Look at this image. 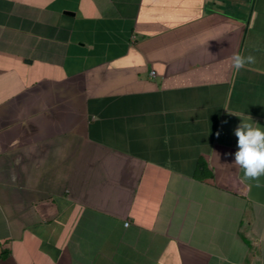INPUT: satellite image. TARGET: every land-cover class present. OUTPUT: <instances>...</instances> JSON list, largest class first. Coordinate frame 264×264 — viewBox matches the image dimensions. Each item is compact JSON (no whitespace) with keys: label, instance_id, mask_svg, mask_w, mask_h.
I'll return each instance as SVG.
<instances>
[{"label":"crops","instance_id":"0c3cea01","mask_svg":"<svg viewBox=\"0 0 264 264\" xmlns=\"http://www.w3.org/2000/svg\"><path fill=\"white\" fill-rule=\"evenodd\" d=\"M240 116L264 0H0V264H264Z\"/></svg>","mask_w":264,"mask_h":264},{"label":"clouds","instance_id":"9594fccd","mask_svg":"<svg viewBox=\"0 0 264 264\" xmlns=\"http://www.w3.org/2000/svg\"><path fill=\"white\" fill-rule=\"evenodd\" d=\"M255 63V57L251 55L234 54L230 57V68L236 72ZM240 118L241 123L234 129L237 150L233 164L243 170V181H256V186L260 187V178L264 176V130L254 126L251 119Z\"/></svg>","mask_w":264,"mask_h":264},{"label":"built area","instance_id":"2783aa9c","mask_svg":"<svg viewBox=\"0 0 264 264\" xmlns=\"http://www.w3.org/2000/svg\"><path fill=\"white\" fill-rule=\"evenodd\" d=\"M150 75H154V72H153V71H151ZM125 225H127V222L125 223Z\"/></svg>","mask_w":264,"mask_h":264}]
</instances>
